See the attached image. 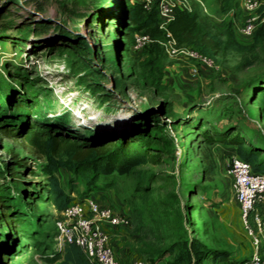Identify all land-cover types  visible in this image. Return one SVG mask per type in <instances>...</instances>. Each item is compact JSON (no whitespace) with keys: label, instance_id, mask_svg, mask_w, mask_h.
<instances>
[{"label":"rangeland","instance_id":"1","mask_svg":"<svg viewBox=\"0 0 264 264\" xmlns=\"http://www.w3.org/2000/svg\"><path fill=\"white\" fill-rule=\"evenodd\" d=\"M140 1L0 0V91L12 92L0 98V264H59L63 256L60 211L47 200L48 159L20 129L49 126L94 141L134 136L151 120L159 164L100 174L92 184L59 167V186L70 200L93 197L126 219L118 247L128 260H247L227 171L237 146L208 145L204 131L232 129L264 165V35L240 34L241 0H189L200 24L223 41L233 34L242 47L212 49L219 67L210 82L187 83L160 45L133 48L127 9ZM206 155L216 165L211 179Z\"/></svg>","mask_w":264,"mask_h":264},{"label":"trees","instance_id":"2","mask_svg":"<svg viewBox=\"0 0 264 264\" xmlns=\"http://www.w3.org/2000/svg\"><path fill=\"white\" fill-rule=\"evenodd\" d=\"M127 17L131 23V26L127 27L131 42H133L134 34L138 32L147 33L153 39L158 40L165 37L166 31L159 28L160 20L154 5L149 10H145L141 2L134 4L127 9ZM198 19L196 11L176 7L173 19L166 29L178 45H187L213 58L212 49L215 51L219 48L236 50L242 47L233 34L227 35L226 40L223 41L211 33L205 25L200 24ZM258 35H264L262 29L253 34V36ZM193 43L198 47H195ZM155 44L158 45L156 42L151 45ZM11 93L0 91V98L8 99ZM161 110L166 117L165 108ZM140 113L146 114L143 110H140ZM151 122L145 126L140 125L139 132L134 136L117 139L106 137L94 141L80 140L59 133L49 126L37 125L30 126L26 130L20 129L19 134L25 137L40 155L47 157L48 163L45 167L49 179L47 200L58 211H61L71 200L59 186L54 174L59 167H66L85 177L91 176L88 183L92 184L100 174L107 175L114 171L127 173L131 168L140 164H159L161 157L153 152V144L157 136L149 129L150 126L158 129L159 125L153 120ZM204 135L208 145L213 143L236 145L237 156L248 161L255 172L264 173V165L258 161V149L245 148L244 139L237 132L232 129L212 130V134L204 131ZM67 152L68 156L64 159ZM203 163L204 176L206 179H211L216 169L215 162L211 156L206 155ZM259 213L264 214V206L259 208ZM262 218L264 220V216ZM193 252L197 254L198 250L194 248ZM226 259V256H221V260ZM59 264H90V262L79 246L69 244L63 249L62 261Z\"/></svg>","mask_w":264,"mask_h":264},{"label":"built area","instance_id":"3","mask_svg":"<svg viewBox=\"0 0 264 264\" xmlns=\"http://www.w3.org/2000/svg\"><path fill=\"white\" fill-rule=\"evenodd\" d=\"M140 2L145 10L153 5L156 7L159 28L165 30L166 34L164 40H158L147 33H135L132 43L135 50H142L156 42L169 57L188 64L194 74L198 73L201 66L210 70L218 69L213 57L187 45H178L166 29L176 7L192 10L189 0ZM239 9L243 19L240 34L252 37L259 29L264 32V0H241ZM227 171L250 248L248 258L242 264H264V220L259 213V208L264 206V173L255 172L248 161L238 156L230 160ZM60 216L55 223L59 247L64 249L69 244H76L90 264H119L110 239L125 224L124 217L93 197L71 200L60 211ZM129 264L147 263L142 259H133Z\"/></svg>","mask_w":264,"mask_h":264},{"label":"crops","instance_id":"4","mask_svg":"<svg viewBox=\"0 0 264 264\" xmlns=\"http://www.w3.org/2000/svg\"><path fill=\"white\" fill-rule=\"evenodd\" d=\"M176 60V59H175ZM174 62V69L176 71L179 72L180 74V79L181 80H185V82L187 83H193L194 81H196V79H199L197 81L201 82V83H208L211 80V73L214 70H210L204 67H199V71L197 74H194L191 67L186 65L185 62L180 61V60H176L173 61ZM166 80L170 81L171 77L169 76ZM171 82V81H170ZM119 237V230H117L111 237V244L114 248L116 257L119 261V264H129L133 259L128 260L125 256V253H121V251H119V247H118V240Z\"/></svg>","mask_w":264,"mask_h":264}]
</instances>
